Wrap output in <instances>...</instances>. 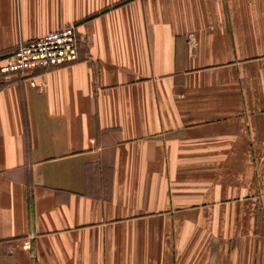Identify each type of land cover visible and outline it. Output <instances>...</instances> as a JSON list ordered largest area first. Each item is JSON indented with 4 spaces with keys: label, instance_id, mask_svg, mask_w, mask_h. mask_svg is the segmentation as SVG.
Returning <instances> with one entry per match:
<instances>
[{
    "label": "crops",
    "instance_id": "crops-1",
    "mask_svg": "<svg viewBox=\"0 0 264 264\" xmlns=\"http://www.w3.org/2000/svg\"><path fill=\"white\" fill-rule=\"evenodd\" d=\"M69 25L0 71V264H264V0H0V58Z\"/></svg>",
    "mask_w": 264,
    "mask_h": 264
},
{
    "label": "built area",
    "instance_id": "built-area-1",
    "mask_svg": "<svg viewBox=\"0 0 264 264\" xmlns=\"http://www.w3.org/2000/svg\"><path fill=\"white\" fill-rule=\"evenodd\" d=\"M80 37L76 25L52 31L42 37L21 43L0 58V71L24 73L38 68L52 69L79 61Z\"/></svg>",
    "mask_w": 264,
    "mask_h": 264
}]
</instances>
